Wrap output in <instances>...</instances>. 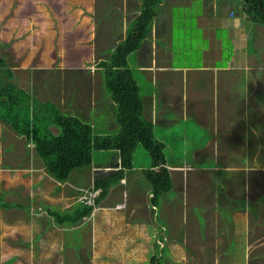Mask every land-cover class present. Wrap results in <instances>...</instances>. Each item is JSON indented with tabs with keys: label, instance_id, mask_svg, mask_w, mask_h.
<instances>
[{
	"label": "rangeland",
	"instance_id": "rangeland-1",
	"mask_svg": "<svg viewBox=\"0 0 264 264\" xmlns=\"http://www.w3.org/2000/svg\"><path fill=\"white\" fill-rule=\"evenodd\" d=\"M91 1L89 9L92 13L88 15L92 19V28L94 27L95 32V39L92 43L93 51L97 58H107L111 53L110 49L114 47L117 40L124 37L126 25L130 17L135 14V3L138 0H113L116 9L120 10L119 12L109 8L105 0ZM192 1V7H195L197 1L202 3L200 0ZM72 4L71 0H0V56L5 58L8 66L13 70L14 80L25 90L32 91L33 95L40 101H46L55 95L58 97V105L64 114H72L82 121L92 124L94 136L114 134L118 131L116 105L106 91L103 72L95 68L97 67V59L96 64L94 63L89 69L93 75H88L91 71L88 72L89 70L84 69L85 67H82L83 69L66 68L69 66L67 61L64 62V69L55 71L52 69L43 74L37 73V70L29 67L28 72L24 70L34 60L42 58V53L47 48L51 51L53 60H56L55 57L58 55L60 46H62L59 37L62 36L63 31H67L64 43L70 42L72 39L78 40V32L86 31V29L77 26L82 22V17H78L75 13H81L82 10H73L79 7L78 4L83 7L85 0L82 3L75 2ZM167 4L168 1L165 0L160 4V7L165 10ZM36 5L40 8H37ZM171 5L173 4H170L168 8ZM183 12L185 11L183 10ZM170 13L172 16L174 15V11ZM104 14H108L109 17L106 19L103 16L100 17ZM159 18L160 20L156 25L160 21L164 23L163 20H168L167 15H164L163 19L162 16ZM74 22L76 26L70 29L71 23ZM184 22V19L182 21L181 17H178L176 28L178 29ZM59 26L64 28L61 29ZM4 31L6 32L4 33ZM35 36L39 37L38 43V37ZM25 38H29L33 45L37 43L38 53L33 55L23 51ZM261 43L264 44L263 41ZM251 44L252 55L254 57L261 56L263 50L254 43L251 42ZM34 47L36 46L34 45ZM70 52V49L67 50L66 55L71 54ZM139 58V56L133 57L131 55L128 57V61L136 66ZM261 67L264 71V58L263 64H260ZM31 68H35V65ZM141 79L144 78L141 77ZM260 82L263 84L264 78L260 79ZM146 84L150 86L148 81ZM146 84L142 81L141 84L139 82L143 97L152 90V87L148 89ZM263 94L257 92L256 96ZM252 99L256 100L254 96ZM165 111V113L155 117L153 122L154 135L164 144L163 151L168 162L182 164L181 162L188 158L185 157L186 154L198 148L203 149L207 146L206 149H208V146H213L214 136L210 133V129L206 125L202 129L200 119L195 115L189 114L183 119L173 113L171 107H166ZM263 112L258 113L247 106L245 117L249 118L250 122L245 119L243 128L237 129L236 132V136L241 142L235 145L237 149L235 153L242 152L245 144L251 147L250 153L253 154V157L251 161H246V169H251L253 174L259 172L258 162L253 158L261 157L263 159L264 157ZM205 113L199 118H204ZM51 129L54 133L57 132L55 127H51ZM186 133L190 136L189 139L176 137L177 135L184 136ZM116 152L114 150H93L91 165L72 170L66 183L63 184H75L78 187H83L82 193L68 196L70 200L63 195V198H58L56 196L62 191V186L56 185L57 182L53 181L54 179L51 180L54 176L45 170L42 161L35 153L33 144L27 142L25 136L18 135L0 121V204L5 202L10 204L8 208L0 207V263L11 260L9 264H148L150 255L156 251L154 250V242H159L156 236L158 228L160 230L159 238H167H164L165 241L161 239L159 242V248L164 247L167 251L166 254L163 253L162 255L164 264H190L192 260L193 264H196L198 254L200 264H208V254L202 251L204 234L200 231H202L203 220L200 218L196 202L211 200L208 197L211 193L204 186L202 193L198 195L201 187L197 186L195 180L192 183L191 176V173L194 172L207 173L206 169L198 167L200 164L197 162L195 166L192 165L191 167L184 165L183 169L190 170L177 171L176 175L174 174L172 189L167 193L158 195L160 205L154 213L152 210L155 209L150 206L151 203L149 202L151 195L149 192L152 191V187L146 176L143 175L144 170L151 166V158L141 146H138L133 152V168L124 175L126 184L114 185L111 191L112 197L110 199L117 202L123 201L126 205L123 214L118 211L122 214L120 219L102 216V220L97 218L98 231L92 241L89 236L83 233L84 230L88 229L91 222L85 224L83 228L70 230H63V226L54 224L51 217L45 213L46 208L49 207L53 211L62 212V205H67L66 203H77L84 199L88 204L93 203V200L94 204L98 202L95 199L101 189L95 188V184H98L97 178L99 176L106 174L98 172L103 170L102 167L108 166L107 164L117 162ZM191 159L187 161H191ZM97 166L99 168L93 169ZM238 167L243 168V163ZM171 172L174 171L171 170ZM39 173L43 174L42 178H38L37 174ZM253 174H251L253 189L262 190V192L255 193L257 197L252 202L263 203L264 179L261 180L262 189L257 185V182L260 180L259 175L264 178V174H256L258 176ZM199 179V184L204 183L202 176ZM191 183L193 188H191ZM67 191L70 189L67 187L63 189L65 195H68ZM108 200L104 204L111 205ZM94 207L98 209L96 213L107 211L106 207H102V204H95ZM188 211L190 213L188 217L192 220L193 231L186 230L188 226L185 224L186 212ZM255 212V207L251 205V215L254 216ZM196 219L199 220L198 235L195 233ZM110 220L117 231L122 234L117 235V237L112 235L105 239L102 235L104 230L101 221L110 223ZM184 235L199 245L195 251L193 243H188L187 247L189 251L193 252L192 256L190 253L186 255V249L181 246V238ZM54 241L58 248H48L43 255H38L44 242V245L47 246L48 243ZM25 242H27V252L24 251L20 254V248L23 247L22 243ZM29 243L31 244V251H29ZM206 251L209 253V250ZM236 251H239V248H236Z\"/></svg>",
	"mask_w": 264,
	"mask_h": 264
},
{
	"label": "crops",
	"instance_id": "crops-1",
	"mask_svg": "<svg viewBox=\"0 0 264 264\" xmlns=\"http://www.w3.org/2000/svg\"><path fill=\"white\" fill-rule=\"evenodd\" d=\"M83 1L71 0L73 4L75 2L82 3ZM167 1V9L165 10L160 7L162 2L159 4V14L152 22L149 35L143 40L140 48L134 52L135 56L140 57L136 66L130 64L138 82L142 81L146 84V81H148L152 87V90L146 96L143 97L141 95L144 100V115L153 122L156 119L155 117L166 112V107H171L172 112L183 119L187 115L193 114L200 119L199 122L202 129H204L203 126L205 125L210 129V133L214 136V143L212 147L208 146V149H206V146L203 149L198 148L186 154L185 157L188 158H185L181 162L182 164L168 162L164 154L165 164L161 166H166L170 172L172 182L173 176L174 174L176 175L177 171L190 170L183 169L184 165L191 167L192 165L195 166L197 162V164H200L198 167L205 168L207 171L204 174L194 172L191 173V176L192 183L195 180L197 186L201 187L198 195L202 193L204 186L211 193L208 196L211 200H204L201 203L196 202L200 218L203 220L202 231H200L204 234L202 251L208 254V264H264V202H252L257 197L255 193H261L262 190L256 191L253 189L254 185L251 181L253 172L251 169H246V161H251L253 157V154L250 153L252 149L248 144H245L242 152L235 153L237 151L235 145L241 142L236 136L237 129L243 128L245 119L250 122L249 118L245 117L247 106L258 113L264 111V94L256 96L257 92L264 93V83L261 84L260 82V79L264 78L263 67L260 68L264 58V44L261 43L262 41L264 43V29L252 20V16L244 11V6L238 4L235 0H200L202 3L197 1V4L194 3L195 7H192V0H183L182 2L181 0ZM140 2L138 0L135 3L134 11L136 15L139 12L138 6H140ZM91 3V0H85L83 7L78 4L77 6L79 7L73 9L75 11L76 9L78 11L82 10L81 13H75L78 17H82V22L77 24V26L86 29L84 32H78L79 39H72L70 42L64 43L67 31H63L62 36L59 37L62 46H60L58 55L55 57L56 60H53L51 51L47 48L42 53V58L34 60L24 70L28 72L30 68L37 70V73L43 74L52 69L53 71L64 69L65 61L68 62L69 66H66L68 69H83L82 67H85L84 69L89 70L96 62V59L98 62L100 61L102 58H97L93 51L92 43L95 39V32L94 27L92 28V19L88 15L92 13L89 9ZM170 4L173 5L168 8ZM36 7L40 8L38 5ZM171 11H174L173 16L170 13ZM135 14L130 19L135 17ZM164 15L168 16V20H163L164 23L160 21L156 25L160 20L159 17L162 16L163 19ZM178 17H181L182 21L184 19L185 22L177 29L176 20ZM56 21L58 22V20ZM74 26H76L75 22L71 23L69 28L72 29ZM154 27H157V30ZM59 28L63 29L64 27L59 26ZM88 28L90 29L88 30ZM35 37L37 38L38 36ZM38 39L39 37L37 38V43ZM23 41V46L25 47L23 51L35 55L38 51L37 43H34L36 46L34 47L29 38H25ZM251 42L263 50V57L262 55L259 57L252 55ZM69 49L71 54L66 55ZM91 51L93 52L91 53ZM6 64L8 65L7 62ZM33 65H35V68H31ZM95 68L98 69V66ZM88 75H93L92 71ZM141 77L144 79H141ZM252 96L256 100H253ZM46 101L53 102L56 105L59 102L58 97L55 95ZM58 107L61 109L59 105ZM204 112H206V116L199 118L202 117ZM261 123L263 124V122ZM55 128L57 129V127ZM176 137L190 138L187 133L184 136L177 135ZM116 153L117 162L107 164L108 166L102 167L103 170L98 173H110V171L119 168V154L118 152ZM188 159H191V161H187ZM253 159H256L259 165V172L256 174H264V157L263 159L261 157ZM241 163H243V168L238 167ZM161 166H154L151 169L158 171ZM97 168L99 166L93 167V169ZM171 170L174 172L172 173ZM37 175L38 178L43 177L41 173ZM124 175L116 185L120 183L126 184ZM143 175L145 176V173ZM200 176L203 177L204 183L202 184H199ZM259 176L260 180L257 185L262 189L261 180L264 178L261 175ZM68 177L64 180H59L55 177L50 178L57 182L56 185L62 186V191L56 197L63 198V196H66L70 200L68 196L82 193L83 187H78L75 184L63 185ZM66 187L70 189V191H67L68 195L63 192ZM112 190L113 186L109 193L100 199L97 204H102V207H106L107 211L98 212V214L96 213L98 209L94 207L95 205H91L92 209L89 215L83 216L74 225L56 222L52 217L53 215L51 216L50 212L52 209L49 207L46 208L45 213L51 217L55 225L63 226V230L83 228L85 224L91 222L88 229L84 230L83 233L89 236L92 241L98 231L97 218L102 220V216L110 219H120L123 209L126 207L123 201L117 202L110 199ZM151 193L152 191L149 192V194ZM106 200L111 205L104 204ZM149 202L151 203L150 199ZM75 203L63 204L61 211L69 213L75 207L80 208L82 206L79 205L80 203L86 204L80 200ZM5 204L7 203L5 202ZM115 204H120V206L123 204L124 207L117 209L114 207ZM9 205L7 204V207H4L8 208ZM251 205L256 209L254 216L250 213ZM0 207L2 206L0 205ZM207 210L208 212H206ZM118 211H121L122 214ZM131 212L134 211L131 210ZM189 214V211L186 212L185 224L188 225L186 230L193 231L191 227L192 220L188 217ZM94 219L95 222L93 223ZM196 220L195 233L198 235L200 230L198 228L199 220ZM101 225L104 230L102 235L105 239L112 235L117 237V235L122 234L117 231L111 220L110 223L101 221ZM74 226L75 228H73ZM157 231L156 236L160 240V230L157 228ZM130 236L132 238L131 233ZM181 241V246L186 249V255L190 253V256H192L193 254L187 247L188 243H193L195 251L199 247L187 235L182 236ZM25 243H22L23 247L20 248V254L24 251L27 252V242ZM44 244L40 247L39 256L43 255L48 248H58L55 241L48 243L47 246ZM28 247L29 251H31L30 243ZM236 248H239V251H236ZM206 250H209V253ZM204 256L206 257V255ZM10 262L11 260H7L0 264H9ZM190 264H193V260L190 261ZM196 264H200L199 254L196 256Z\"/></svg>",
	"mask_w": 264,
	"mask_h": 264
},
{
	"label": "trees",
	"instance_id": "trees-1",
	"mask_svg": "<svg viewBox=\"0 0 264 264\" xmlns=\"http://www.w3.org/2000/svg\"><path fill=\"white\" fill-rule=\"evenodd\" d=\"M105 1L109 8L120 11L116 9L115 1ZM162 1L141 0L139 12L130 19L124 37L110 49L111 53L107 58L98 62L106 91L116 105L118 131L114 134L96 137L90 123L72 114H64L53 102L40 101L32 91L25 90L16 83L13 70L0 56V121L33 144L37 157L48 173L56 179L64 180L72 170L90 165L93 150L118 152L119 168L97 178L95 188L101 191L96 201L107 195L110 184L115 185L123 178L125 170H132L133 152L138 146L143 147L151 158V167L144 170L152 187L151 204L158 208V195L172 188L170 172L161 166L165 164L164 144L154 135V123L144 115V100L139 85L141 81L138 82L135 78L128 61L131 55L135 57L134 52L149 35ZM235 1L243 5L244 11L264 29V0ZM101 16L109 17L108 14ZM52 126L57 127L56 133L52 131ZM154 166L161 167L154 171L151 169ZM0 205L7 207L5 203ZM79 205L82 206L73 208L69 213L53 210L50 213L60 224L74 225L83 216L89 215L92 209L91 205ZM154 245L156 251L150 255L148 264H164L162 255L166 254V248H159V242H154Z\"/></svg>",
	"mask_w": 264,
	"mask_h": 264
},
{
	"label": "clouds",
	"instance_id": "clouds-1",
	"mask_svg": "<svg viewBox=\"0 0 264 264\" xmlns=\"http://www.w3.org/2000/svg\"><path fill=\"white\" fill-rule=\"evenodd\" d=\"M164 167L166 168V166H164ZM120 181H121V180H120ZM120 181H119V182H120ZM119 182H118V183H119ZM115 185H116V184H115ZM112 186H114V185H112ZM112 186H110V189H109V190H111V187H112ZM109 190H108V193H109ZM81 191H82V190H81ZM151 197H152V193H151V195H150V199H151ZM80 201L86 203V202H85V201H86L85 199H84V200H80ZM99 201H100V200H99ZM99 201H98L97 203H95V204H98ZM86 204H88V203H86ZM95 204H94V200H93V203H90V205H95ZM150 206H152V208L155 209V210H152V212L155 213V211H156L157 208H155V206H153L152 204H151ZM114 207L117 208V209H119V208H123L124 206H123V204H122V206H120V204H115ZM159 242H160V240H159Z\"/></svg>",
	"mask_w": 264,
	"mask_h": 264
}]
</instances>
